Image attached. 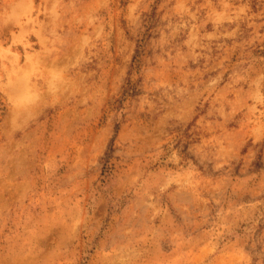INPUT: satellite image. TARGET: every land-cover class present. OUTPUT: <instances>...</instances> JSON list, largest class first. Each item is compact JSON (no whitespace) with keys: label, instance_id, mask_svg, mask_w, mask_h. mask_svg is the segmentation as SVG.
Returning <instances> with one entry per match:
<instances>
[{"label":"rangeland","instance_id":"1","mask_svg":"<svg viewBox=\"0 0 264 264\" xmlns=\"http://www.w3.org/2000/svg\"><path fill=\"white\" fill-rule=\"evenodd\" d=\"M0 264H264V0H0Z\"/></svg>","mask_w":264,"mask_h":264}]
</instances>
